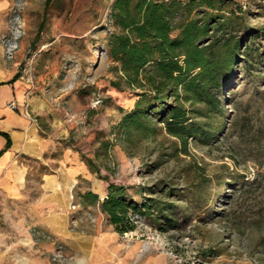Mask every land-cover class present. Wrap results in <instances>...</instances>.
Wrapping results in <instances>:
<instances>
[{
  "label": "rangeland",
  "instance_id": "1",
  "mask_svg": "<svg viewBox=\"0 0 264 264\" xmlns=\"http://www.w3.org/2000/svg\"><path fill=\"white\" fill-rule=\"evenodd\" d=\"M233 2L224 33L241 43L219 96L223 114L190 113L220 130L184 147L157 120L160 107L151 110L155 136L118 128L137 97L123 81L120 88L111 82L119 75L106 48L112 0H0L5 67L25 98L47 106L41 128L98 168L91 180L77 179L61 210L65 239L41 222L49 206L40 202V178L48 168L30 160L21 194L0 192V264H264V0ZM109 183L127 198L154 199V215H135L134 231L116 232L99 207ZM86 189L98 199H82ZM163 215L175 226L156 228L154 217L164 222Z\"/></svg>",
  "mask_w": 264,
  "mask_h": 264
},
{
  "label": "trees",
  "instance_id": "2",
  "mask_svg": "<svg viewBox=\"0 0 264 264\" xmlns=\"http://www.w3.org/2000/svg\"><path fill=\"white\" fill-rule=\"evenodd\" d=\"M233 0H112L110 22L113 30L108 36V55L116 63L118 79L111 81L118 88L121 82L136 95L134 107L118 124L124 135L138 134L150 138L157 134L151 110L166 131L184 145L189 138L208 142L220 130L207 128L208 123L194 121L191 112L208 117L215 111L222 116L221 91L227 83L231 64L236 60L241 41L231 31L236 9ZM237 11L242 12L241 7ZM224 12V13H223ZM226 13L229 15L226 16ZM226 35V36H225ZM17 77H14L16 79ZM168 100H170L168 102ZM199 103L202 107L188 109ZM10 145L9 135L0 132ZM1 153V151H0ZM91 172H98L92 159L86 158ZM82 199L97 200V193L86 189ZM155 200L151 197L136 201L127 198L123 187L109 183L107 195L99 207L114 230L120 234L134 231L135 215H154ZM170 207H163L162 210ZM161 210V212H162ZM154 217L161 231L175 226L167 215ZM264 253V235L259 239ZM208 251V250H207Z\"/></svg>",
  "mask_w": 264,
  "mask_h": 264
},
{
  "label": "crops",
  "instance_id": "3",
  "mask_svg": "<svg viewBox=\"0 0 264 264\" xmlns=\"http://www.w3.org/2000/svg\"><path fill=\"white\" fill-rule=\"evenodd\" d=\"M24 91L22 82L14 79V72L5 67L0 44V132L10 138L9 147L4 149L7 139L0 134V192L12 197L20 195L28 182V162L42 163L48 170L40 178V202L49 210L42 215L41 222L67 239L71 236L68 216L61 210L71 198L77 179L81 176L91 180L89 176L96 173L90 171L78 153L41 128L38 119H46L47 106L41 105L35 95L25 98ZM10 101H16L18 109L10 108ZM26 101L29 115L21 111Z\"/></svg>",
  "mask_w": 264,
  "mask_h": 264
},
{
  "label": "built area",
  "instance_id": "4",
  "mask_svg": "<svg viewBox=\"0 0 264 264\" xmlns=\"http://www.w3.org/2000/svg\"><path fill=\"white\" fill-rule=\"evenodd\" d=\"M9 107L12 108V109H18V105L16 103V101H10L9 102ZM22 113L26 114V115H29V108H28V103L25 102L22 109H21Z\"/></svg>",
  "mask_w": 264,
  "mask_h": 264
}]
</instances>
